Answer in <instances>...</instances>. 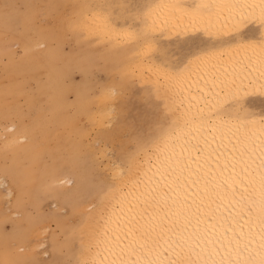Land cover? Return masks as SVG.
<instances>
[{"label": "bare ground", "instance_id": "6f19581e", "mask_svg": "<svg viewBox=\"0 0 264 264\" xmlns=\"http://www.w3.org/2000/svg\"><path fill=\"white\" fill-rule=\"evenodd\" d=\"M250 2L259 5L260 0ZM88 3L94 7L89 8ZM88 3L75 16L76 44L89 43L88 37L101 39L109 47H121L124 70L144 85L146 97H152L148 93L152 92L163 105L168 120L160 122L149 136L137 137L135 151L126 153L110 167L113 183L106 186L104 182L101 189L106 190L101 202L82 206L87 220L78 260L95 264L103 260L110 264L119 257L133 264L150 253V258L158 259L160 264L189 257L201 264L204 260L219 262L225 257L228 239L223 243L202 241L199 237L207 233L211 240L217 236L239 238L243 234L245 242H250L244 257L260 264L264 259L259 221L264 172L260 167L264 160V110L259 103L264 101V23L259 7L240 20L225 19L226 13L218 20L213 15V23L208 25L207 17L194 14L190 7L200 0H148L142 10L135 12V20L123 11L117 15L113 2ZM2 13L0 33L14 27L1 20ZM126 16H130L128 20ZM23 23L28 24V19H22ZM132 28L150 30L157 39L150 44L124 41L119 34ZM190 36L202 41L199 48L193 49L194 56L183 64L166 65L159 49ZM38 45L26 39L23 47L26 56L46 59L50 66L44 87L54 89L60 132L65 138H72L66 143L69 153L55 155L50 165L44 166L51 168L55 180L70 169L79 171V166L71 163L79 156V141L87 133L88 125L80 121L83 116L84 120L93 119L94 114L95 123L103 125L106 116L113 112V104L108 106L113 91L106 92L104 84L96 85L92 91L88 83L75 82L69 55ZM36 47L38 53L34 52ZM111 60L105 61L108 73ZM80 67L87 65L81 63ZM33 75L36 77V73ZM3 92L4 99L15 98L19 93L14 88ZM69 92L74 96H69ZM37 97L34 94L28 98L31 110ZM23 128L11 124L2 132L8 147L28 139L29 134L21 133ZM30 144L23 150L16 148L18 156L29 162L16 167L23 166L25 173L30 172L27 180L37 183L34 161H43L35 156V142L23 145ZM19 157L14 159L17 163ZM85 177L81 176L71 189L80 199L85 197V190L95 195L100 190L89 188ZM64 179L62 182H70ZM8 190L14 193L13 189ZM201 248L207 251L198 257L196 253Z\"/></svg>", "mask_w": 264, "mask_h": 264}, {"label": "rangeland", "instance_id": "374dc122", "mask_svg": "<svg viewBox=\"0 0 264 264\" xmlns=\"http://www.w3.org/2000/svg\"><path fill=\"white\" fill-rule=\"evenodd\" d=\"M88 1L0 0V12L4 11L1 20L9 21L14 26L0 33V264H13L18 259H35L41 264H68L69 261L76 264L78 252L83 246V229L87 220L86 210L82 206L99 204L106 190L101 189L104 182L106 186L113 183L110 167L126 157V153L135 151L134 141L137 137L149 136L160 122L168 120L163 105L152 92H148L152 97H146L144 85L132 73L124 70L125 55L119 50L121 47H109L101 39L88 37L86 40L89 43L76 44L75 16ZM106 2H113L117 15L122 11L129 15L142 10L148 0ZM125 4L128 12L118 7ZM93 7L89 4V8ZM129 17L126 16V20ZM25 18L28 24H22ZM26 39L35 41L41 48L50 46L68 54L73 68L71 76L75 82L88 83L92 91L98 84L107 85L106 92L113 91L108 102L109 108V103L113 104V112L106 116L103 125L95 123L94 114L91 115L93 119L84 120L83 116L80 121L88 125L87 133L79 141V156L71 163L79 166V171L70 169L55 180L51 168L47 170L44 166H49L55 155H67L69 150L66 143L71 142L72 138L62 136L53 102L55 91L44 87L50 66L46 59L26 56L23 47ZM34 52L38 53L37 47ZM107 58L112 59L109 73L105 69ZM81 63L87 67H80ZM33 73H36V77ZM127 75L129 78H126ZM127 80H132V85ZM13 88L19 92L15 98H1L3 91ZM34 94L38 97L31 110L28 98ZM69 96L73 97L74 93L69 92ZM6 100L7 103H4ZM259 103L264 110V101ZM97 108L96 104L94 109ZM11 124L24 126L21 133L32 137L28 135L26 141L8 147L2 132ZM29 125L36 128L32 130ZM51 133L54 135L51 136ZM31 141L35 142V156L43 161H34L37 183L28 181L30 172L25 173L23 166L16 167L19 163H29L24 156H18L16 148H29L32 144H23ZM16 157H19L18 163L14 160ZM83 175L89 181V188L100 190L96 195L85 190V197L80 199L71 189ZM64 178L70 182H62ZM5 187L13 189L14 193L10 194L8 189L5 191ZM38 228L43 230L40 232ZM33 242H38V246Z\"/></svg>", "mask_w": 264, "mask_h": 264}, {"label": "snow or ice", "instance_id": "6c2138e0", "mask_svg": "<svg viewBox=\"0 0 264 264\" xmlns=\"http://www.w3.org/2000/svg\"><path fill=\"white\" fill-rule=\"evenodd\" d=\"M118 7L123 8L128 12V6L119 5ZM194 14L198 16H206L207 19L205 23L211 25L213 23V15L218 20L222 15H225V19H237L240 20L246 16L251 15L256 7L260 9V19L264 23V0H260L259 5H256L250 0H218L216 3L207 2V0H200V3L190 6ZM219 9V11H214ZM133 20L136 19V15L129 13ZM124 38V41H134L140 44H150L157 38L151 34L150 30H136L134 28L121 32L119 34ZM201 38L198 36H190L184 41H177L172 47H162L159 49V55L162 60L167 65L168 62H175L176 65L183 64L190 57L194 56L193 49L199 48L201 43ZM235 71V69H234ZM261 168H264V160L261 161ZM249 215L251 214V209H248ZM259 221L261 224L262 231V243L261 247L264 248V172L261 173V200L259 206ZM202 241L207 240L208 243H216L220 241L223 243L224 239H228V243L225 245V257L219 262L204 260L202 264H253V262L244 257V252L248 249L250 242H245L243 239V234L238 238L233 236L232 238H227L223 236H217L215 240L209 239V234L205 233L204 236L199 237ZM123 251V250H121ZM205 251L201 248L200 253H196L199 257ZM150 253L139 257L133 264H160L158 259L150 258ZM13 264H41L38 260H24L18 259L13 262ZM68 264H72L71 261ZM76 264H95V262H89L87 260H78ZM100 264H104L101 260ZM110 264H128V261L120 259L112 260ZM173 264H201L198 260H193L190 257L180 262H173ZM260 264H264V259H261Z\"/></svg>", "mask_w": 264, "mask_h": 264}]
</instances>
